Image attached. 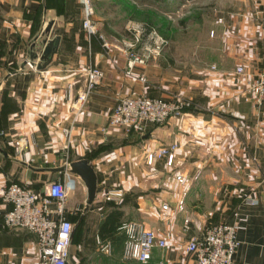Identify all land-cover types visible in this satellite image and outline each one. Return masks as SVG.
<instances>
[{
	"label": "crops",
	"instance_id": "obj_1",
	"mask_svg": "<svg viewBox=\"0 0 264 264\" xmlns=\"http://www.w3.org/2000/svg\"><path fill=\"white\" fill-rule=\"evenodd\" d=\"M92 3L112 43L108 51L84 34L77 0H0V186L15 180L37 191L57 179L77 186L79 196L68 187L66 204V217L73 223L70 264H194L192 254L172 247L155 248L144 263L127 260L117 239L106 240L111 251L101 253L98 230L116 208L123 212L121 222L139 219L170 241L201 236L218 222L236 221L240 244L233 264H264V98L256 104L246 92L248 80L264 66V0H227L213 6L215 17L206 35L208 62L172 64L159 57L135 68L132 76L123 70L125 40L114 36L127 17L103 6L105 0ZM55 36L60 41L49 64L42 70L30 68L26 62L36 66L44 40ZM87 65L101 70V81L86 102L74 105ZM238 66L243 67L240 73ZM142 72L146 83L137 79ZM69 83L71 101L66 95ZM131 91L181 96L193 106L150 125L141 135L126 136L108 126L107 117L118 98ZM64 128L70 130L68 138ZM18 139L21 155L14 144ZM173 143L177 148L170 166L164 158L146 163L147 152ZM100 144L111 149L88 159L97 182L95 198L85 207L86 188L78 184L79 176L51 169L86 158ZM197 168L201 175L191 181L186 211L179 213L174 209L180 195L174 174L191 176ZM113 187L124 190L118 203L103 199V190ZM245 197L257 203L245 204ZM164 203L167 210L161 209ZM8 207L0 201V264H37L35 235L2 228ZM185 217L190 220L186 228Z\"/></svg>",
	"mask_w": 264,
	"mask_h": 264
},
{
	"label": "built area",
	"instance_id": "obj_2",
	"mask_svg": "<svg viewBox=\"0 0 264 264\" xmlns=\"http://www.w3.org/2000/svg\"><path fill=\"white\" fill-rule=\"evenodd\" d=\"M81 9V28L90 40L95 37L100 46L108 51L112 43L103 32L98 20L92 0H78ZM125 30L132 35L123 41L124 74L132 76L137 67L147 65L155 60L166 44V39L154 28H147L141 22L128 21ZM211 34L213 32H210ZM30 68H36L35 64L27 61ZM243 71L242 66L236 68V72ZM84 84L76 92L74 105H82L96 89L101 81V70L94 65H87L84 69ZM146 83V75L142 72L138 78ZM72 84H67L66 95L68 100L74 96L71 93ZM247 94L256 104H260L264 98V66L248 80ZM192 102L181 96L151 97L144 93L131 91L128 95L121 96L108 114V126L118 128L128 136L131 133L143 134L150 125L166 122L169 118L178 116L183 110L191 108ZM63 134L68 138L70 130L63 129ZM197 144L203 142L195 140ZM18 154L21 155L23 145L21 139L15 141ZM177 144L160 147L146 154V163L153 164L157 159L164 158L166 165L170 166L174 159ZM68 166V163L65 164ZM201 175V169L197 168L191 176L175 173L174 181L180 188V195L175 204V211L185 212V196L192 180ZM103 199L108 202H120L124 198V190L120 187L107 188L102 192ZM68 200V186L60 180H53L42 191H36L18 183L0 186V201L9 204L3 213L1 226L4 229L22 228L35 235L39 258L37 264H69L71 234L73 223L67 219L66 204ZM245 204L255 205L257 200L251 197L243 199ZM54 204L51 208L50 205ZM168 204L161 206L167 210ZM78 208H76L77 210ZM185 228L189 223L184 218ZM238 222H218L208 226L201 236H191L184 241H170L156 228L146 227L143 223L126 220L122 221L118 230L124 234L125 240L122 255L125 259L139 262H147L155 248L165 249L172 247L182 253L192 254L194 264H233L234 254L239 247L237 237ZM98 250L102 253H110L109 241L96 238Z\"/></svg>",
	"mask_w": 264,
	"mask_h": 264
},
{
	"label": "rangeland",
	"instance_id": "obj_3",
	"mask_svg": "<svg viewBox=\"0 0 264 264\" xmlns=\"http://www.w3.org/2000/svg\"><path fill=\"white\" fill-rule=\"evenodd\" d=\"M103 1L100 0L102 3ZM225 1L227 0H105L103 6L116 9V13L127 17L125 24L128 21L141 22L152 26L159 34H165L166 37L161 35L166 39V44L156 59L162 57L172 64H202L209 61L206 35L209 33V23L215 17L213 6ZM124 27L114 36L128 40L132 35ZM78 180V184H83L80 178ZM67 185L70 192L74 191L79 196L77 186L71 180L67 181ZM130 220L143 223L139 219Z\"/></svg>",
	"mask_w": 264,
	"mask_h": 264
},
{
	"label": "water",
	"instance_id": "obj_4",
	"mask_svg": "<svg viewBox=\"0 0 264 264\" xmlns=\"http://www.w3.org/2000/svg\"><path fill=\"white\" fill-rule=\"evenodd\" d=\"M48 29L49 26L48 28H46V30ZM59 41H60L59 36H55L47 41L44 40V46L39 56L40 62L36 65V69L42 70L47 64H49L53 54L56 52L58 48ZM3 154L6 155L5 152H3ZM51 170L63 171V172L69 171L79 176V178L82 180L86 188L85 207H87L92 203L96 195L97 176L93 168V165L88 159L82 158L75 161H71L68 164V166L55 167L52 168Z\"/></svg>",
	"mask_w": 264,
	"mask_h": 264
},
{
	"label": "trees",
	"instance_id": "obj_5",
	"mask_svg": "<svg viewBox=\"0 0 264 264\" xmlns=\"http://www.w3.org/2000/svg\"><path fill=\"white\" fill-rule=\"evenodd\" d=\"M145 25L147 26V28H152V26H150L148 24H145ZM160 33L163 35L162 32H160ZM163 36L166 37L165 34ZM32 57H34V56H32ZM185 110H183V111H185ZM2 137H3V133L0 131V144L2 143L1 142ZM110 149H111L110 144H100L93 151L87 153L85 156L87 159H92L94 157H97L98 155H101L102 153L109 151ZM57 180H60V179H57ZM60 181H62V180H60ZM11 183H18L20 185H23L20 182H17L15 180L9 181L7 183V185H9ZM28 188H30V187H28ZM122 215H123L122 210L117 209V208L113 209L112 211H110V213H108V215L103 220V222L101 223L99 230H98V236L100 237V239L111 240V241L113 239H117L118 241L122 242V247H123L125 236L123 233H118L119 232L118 226L122 220ZM71 243H72V238H71ZM69 264H70V262H69Z\"/></svg>",
	"mask_w": 264,
	"mask_h": 264
},
{
	"label": "flooded vegetation",
	"instance_id": "obj_6",
	"mask_svg": "<svg viewBox=\"0 0 264 264\" xmlns=\"http://www.w3.org/2000/svg\"><path fill=\"white\" fill-rule=\"evenodd\" d=\"M98 248V247H97Z\"/></svg>",
	"mask_w": 264,
	"mask_h": 264
}]
</instances>
